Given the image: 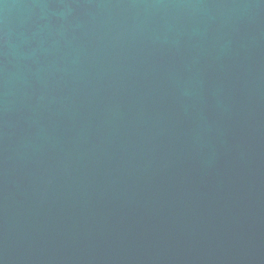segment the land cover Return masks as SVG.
I'll list each match as a JSON object with an SVG mask.
<instances>
[{
	"label": "water",
	"instance_id": "1",
	"mask_svg": "<svg viewBox=\"0 0 264 264\" xmlns=\"http://www.w3.org/2000/svg\"><path fill=\"white\" fill-rule=\"evenodd\" d=\"M0 264H264V0H0Z\"/></svg>",
	"mask_w": 264,
	"mask_h": 264
}]
</instances>
